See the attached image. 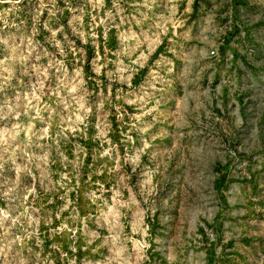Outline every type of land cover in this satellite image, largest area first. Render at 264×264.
Listing matches in <instances>:
<instances>
[{"label":"rangeland","instance_id":"obj_1","mask_svg":"<svg viewBox=\"0 0 264 264\" xmlns=\"http://www.w3.org/2000/svg\"><path fill=\"white\" fill-rule=\"evenodd\" d=\"M0 264H264V0H0Z\"/></svg>","mask_w":264,"mask_h":264}]
</instances>
